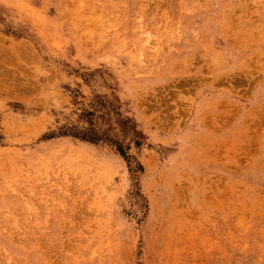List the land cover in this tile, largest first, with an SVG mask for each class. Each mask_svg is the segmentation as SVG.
I'll return each instance as SVG.
<instances>
[{"label": "rangeland", "instance_id": "374dc122", "mask_svg": "<svg viewBox=\"0 0 264 264\" xmlns=\"http://www.w3.org/2000/svg\"><path fill=\"white\" fill-rule=\"evenodd\" d=\"M0 264H264V0H0Z\"/></svg>", "mask_w": 264, "mask_h": 264}]
</instances>
